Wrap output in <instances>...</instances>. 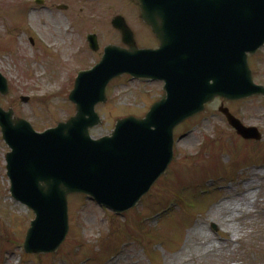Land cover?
<instances>
[{"label": "rangeland", "instance_id": "rangeland-1", "mask_svg": "<svg viewBox=\"0 0 264 264\" xmlns=\"http://www.w3.org/2000/svg\"><path fill=\"white\" fill-rule=\"evenodd\" d=\"M36 1L0 0V74L9 87L0 106L42 133L74 117L68 96L77 74L95 66L104 47H123L111 27L115 16L125 19L140 47L153 44L147 45L152 35L137 19L133 1ZM29 11L37 15L33 26ZM88 35L97 36V51L89 49ZM248 65L254 83L264 87V48L249 57ZM162 87L128 76L113 80L105 104L95 108L101 122L90 129V137L109 135L118 119L142 118ZM220 107L257 129L261 141L238 137ZM8 152L0 134V264H264L262 97L216 98L176 127L174 160L166 175L123 215L83 195L69 196L68 234L54 255L23 252L34 216L9 196Z\"/></svg>", "mask_w": 264, "mask_h": 264}, {"label": "water", "instance_id": "water-1", "mask_svg": "<svg viewBox=\"0 0 264 264\" xmlns=\"http://www.w3.org/2000/svg\"><path fill=\"white\" fill-rule=\"evenodd\" d=\"M139 2L160 50L138 51L124 20L116 17L112 26L128 49L107 47L92 71L79 74L69 96L76 114L67 123L39 135L0 108L2 139L11 151L5 158L11 197L36 216L26 235V253H53L64 241L70 194L89 196L117 214L133 208L170 164L173 129L214 98L264 97L247 66V54L264 46V0ZM88 41L96 51L95 37ZM177 47L186 52L184 65L169 67ZM124 74L163 79L164 96L143 120H118L109 136L92 140L88 131L100 124L94 107L105 103L108 83ZM7 93L0 75V95ZM220 111L238 135L260 139L256 130Z\"/></svg>", "mask_w": 264, "mask_h": 264}, {"label": "flooded vegetation", "instance_id": "flooded-vegetation-1", "mask_svg": "<svg viewBox=\"0 0 264 264\" xmlns=\"http://www.w3.org/2000/svg\"><path fill=\"white\" fill-rule=\"evenodd\" d=\"M138 20H139V22H140V24L142 25V27L144 28V29H146L147 31H148V33L149 34H151V32H150V30L140 21V17H138ZM152 35V34H151ZM146 37L148 36L149 37V35L147 34V35H145ZM141 39V38H140ZM142 40H143V37H142ZM137 42V41H136ZM149 42H151L152 44H153V47L152 48H155V47H157V42H156V40L154 39V37L153 36H150V40H148V42H147V45H149L150 43ZM137 45H138V43H137ZM139 46V45H138ZM140 47V46H139Z\"/></svg>", "mask_w": 264, "mask_h": 264}, {"label": "bare ground", "instance_id": "bare-ground-1", "mask_svg": "<svg viewBox=\"0 0 264 264\" xmlns=\"http://www.w3.org/2000/svg\"><path fill=\"white\" fill-rule=\"evenodd\" d=\"M36 14H35V12H33V11H29V22H30V25H32L33 26V22L36 20ZM31 27V26H30Z\"/></svg>", "mask_w": 264, "mask_h": 264}]
</instances>
